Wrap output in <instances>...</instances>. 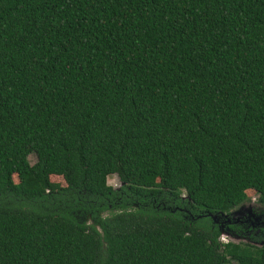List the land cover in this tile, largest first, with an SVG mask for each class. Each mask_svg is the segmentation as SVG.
<instances>
[{
  "label": "trees",
  "instance_id": "obj_1",
  "mask_svg": "<svg viewBox=\"0 0 264 264\" xmlns=\"http://www.w3.org/2000/svg\"><path fill=\"white\" fill-rule=\"evenodd\" d=\"M249 191L264 0H0V264H264Z\"/></svg>",
  "mask_w": 264,
  "mask_h": 264
},
{
  "label": "rangeland",
  "instance_id": "obj_2",
  "mask_svg": "<svg viewBox=\"0 0 264 264\" xmlns=\"http://www.w3.org/2000/svg\"><path fill=\"white\" fill-rule=\"evenodd\" d=\"M28 161L33 165L36 161V157L30 155ZM51 180L52 182L64 185V182L60 177H52ZM107 184L113 188H119L121 186V182L116 175L109 176ZM247 195L249 200L233 209L228 215L217 216L216 219L219 221L221 227L220 241L222 243H233L240 246L249 245L253 248H261L264 246V229H262V231L260 230V232H257V229L247 231L240 230L234 225H230L239 219V217L241 218L243 216H249L253 221L264 222V207L258 204L256 194L249 191ZM230 264L236 263L231 262Z\"/></svg>",
  "mask_w": 264,
  "mask_h": 264
},
{
  "label": "flooded vegetation",
  "instance_id": "obj_3",
  "mask_svg": "<svg viewBox=\"0 0 264 264\" xmlns=\"http://www.w3.org/2000/svg\"><path fill=\"white\" fill-rule=\"evenodd\" d=\"M230 225H234L235 227H237L240 230H252V229H257V232H260V230L262 231V229H264V222H260V221H253L252 219H250V217L248 216H243V217H239V219H237L235 222H233Z\"/></svg>",
  "mask_w": 264,
  "mask_h": 264
},
{
  "label": "water",
  "instance_id": "obj_4",
  "mask_svg": "<svg viewBox=\"0 0 264 264\" xmlns=\"http://www.w3.org/2000/svg\"><path fill=\"white\" fill-rule=\"evenodd\" d=\"M222 215H225V214H222ZM226 216H227V215H226ZM212 218L216 220L217 216H212Z\"/></svg>",
  "mask_w": 264,
  "mask_h": 264
}]
</instances>
